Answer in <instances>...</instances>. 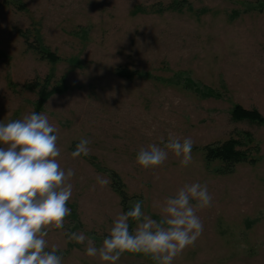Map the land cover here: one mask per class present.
Masks as SVG:
<instances>
[{
    "label": "rangeland",
    "instance_id": "1",
    "mask_svg": "<svg viewBox=\"0 0 264 264\" xmlns=\"http://www.w3.org/2000/svg\"><path fill=\"white\" fill-rule=\"evenodd\" d=\"M174 1L0 0V120L35 111L40 88L33 83L65 86L40 112L58 129L61 166L76 173L64 230L100 245L123 211L111 171L132 204L143 201L156 220L166 196L199 181L213 204L198 211L204 231L173 264H264V124L231 116L234 104L264 116V0H188L194 11H161ZM244 132L253 139L243 147L252 161H208L205 146ZM170 133L193 140L188 167L171 152L156 168L136 163L141 147H162ZM82 137L90 154L73 159ZM97 176L109 184L99 186ZM129 226L134 231L137 222ZM47 239L64 264H101L84 255L85 245L65 243L61 230ZM118 264L154 261L124 253Z\"/></svg>",
    "mask_w": 264,
    "mask_h": 264
},
{
    "label": "clouds",
    "instance_id": "2",
    "mask_svg": "<svg viewBox=\"0 0 264 264\" xmlns=\"http://www.w3.org/2000/svg\"><path fill=\"white\" fill-rule=\"evenodd\" d=\"M114 95V94H112ZM58 129L47 115L32 112L22 119L0 120V264H64L59 246H49L51 229L63 231L65 243L85 245L84 255L98 257L101 264H118L124 253L149 256L154 264H173L176 257L194 246L204 231L199 210L211 207L213 197L205 183H186L165 197L160 219L142 210L137 200L113 219L99 246L83 232L65 229L71 215L68 202L73 195L72 168L60 164ZM91 141L81 138L71 157L90 154ZM163 146L141 147L136 163L144 169L164 164L171 152L181 167L192 162L193 140L169 134ZM96 182L105 187L106 177ZM137 222L130 231L129 221Z\"/></svg>",
    "mask_w": 264,
    "mask_h": 264
},
{
    "label": "trees",
    "instance_id": "3",
    "mask_svg": "<svg viewBox=\"0 0 264 264\" xmlns=\"http://www.w3.org/2000/svg\"><path fill=\"white\" fill-rule=\"evenodd\" d=\"M184 8H188L191 11H194V8L192 5L189 3L188 0H177L169 5L162 7L161 11L165 10H174V11H183ZM20 9V7H19ZM148 11V10H144ZM203 12L207 11V9H203ZM22 36H25L26 42L29 44L28 37L29 35L26 34L25 32L21 31L20 32ZM31 48L33 46L29 45ZM39 53H45L46 58L52 60L53 62L58 61L59 57L55 52L52 51H44V50H39ZM44 57V56H43ZM120 75L126 76V70L125 69H120L119 70ZM37 85L39 89V100L36 103L35 111L36 113H40L41 110L43 109V106L45 103L49 100L50 97H52L55 93L61 92L64 90L65 86L64 85H59L57 87L52 88L51 90H47L42 87V85L37 82L33 83L32 86L36 87ZM37 87V88H38ZM231 116L234 121H243V120H249L251 122H256L259 124H264V116L260 113L258 109H248L245 108L241 104H234L231 110ZM243 136L247 138V141L243 139ZM252 138L249 132H244L241 134V136L238 137H230L226 139L224 142L219 143V144H212L205 146L203 148V153L205 154L206 158L208 161L213 162H220L222 165H225L226 167H232L238 164H241L247 160H253L250 158L248 154V149L249 148H243L244 144L248 142H252ZM111 180H112V185L114 187L115 192L118 193L120 197V202L123 211H127L132 204V200L134 199V196H131L127 189L126 185L123 182V178L119 176V173L115 171H111Z\"/></svg>",
    "mask_w": 264,
    "mask_h": 264
}]
</instances>
